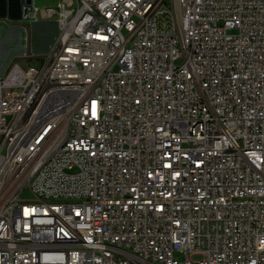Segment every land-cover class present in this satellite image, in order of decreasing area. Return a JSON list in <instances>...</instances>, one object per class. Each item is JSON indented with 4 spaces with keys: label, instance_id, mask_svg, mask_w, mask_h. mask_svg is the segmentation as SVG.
Instances as JSON below:
<instances>
[{
    "label": "built area",
    "instance_id": "built-area-1",
    "mask_svg": "<svg viewBox=\"0 0 264 264\" xmlns=\"http://www.w3.org/2000/svg\"><path fill=\"white\" fill-rule=\"evenodd\" d=\"M4 11L0 264H264V0Z\"/></svg>",
    "mask_w": 264,
    "mask_h": 264
},
{
    "label": "rangeland",
    "instance_id": "rangeland-1",
    "mask_svg": "<svg viewBox=\"0 0 264 264\" xmlns=\"http://www.w3.org/2000/svg\"><path fill=\"white\" fill-rule=\"evenodd\" d=\"M57 0H36L38 6L54 5ZM57 34L55 23L39 22L33 24L27 29V37L25 40V32L20 27H9L7 24L0 26V38L8 41V45L12 48L7 61H19L23 53L43 54L47 52L53 43ZM19 45H15L17 38ZM9 39V40H8ZM13 39V40H11ZM4 41H0V60H5V48L8 47Z\"/></svg>",
    "mask_w": 264,
    "mask_h": 264
},
{
    "label": "water",
    "instance_id": "water-1",
    "mask_svg": "<svg viewBox=\"0 0 264 264\" xmlns=\"http://www.w3.org/2000/svg\"><path fill=\"white\" fill-rule=\"evenodd\" d=\"M5 0H0V16L3 17L5 15Z\"/></svg>",
    "mask_w": 264,
    "mask_h": 264
},
{
    "label": "crops",
    "instance_id": "crops-1",
    "mask_svg": "<svg viewBox=\"0 0 264 264\" xmlns=\"http://www.w3.org/2000/svg\"><path fill=\"white\" fill-rule=\"evenodd\" d=\"M15 44L17 43L18 44V38H17V40H16V42H14ZM17 46V45H16Z\"/></svg>",
    "mask_w": 264,
    "mask_h": 264
}]
</instances>
